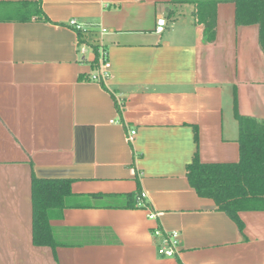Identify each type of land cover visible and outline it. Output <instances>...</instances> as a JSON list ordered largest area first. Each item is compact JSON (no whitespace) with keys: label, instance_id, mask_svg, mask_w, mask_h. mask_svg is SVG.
I'll return each instance as SVG.
<instances>
[{"label":"crops","instance_id":"1","mask_svg":"<svg viewBox=\"0 0 264 264\" xmlns=\"http://www.w3.org/2000/svg\"><path fill=\"white\" fill-rule=\"evenodd\" d=\"M36 1L43 18L14 20L17 4ZM208 6L212 42L197 16ZM236 9L0 0V264H264V211L242 212L241 231L187 179L197 153L239 161L236 113L264 120L260 27L238 26ZM95 47L111 64L104 83L92 80ZM34 176L71 181L65 207L50 212L54 247L33 242ZM137 193L144 205L127 208ZM158 229L179 233L176 256L159 254Z\"/></svg>","mask_w":264,"mask_h":264},{"label":"trees","instance_id":"2","mask_svg":"<svg viewBox=\"0 0 264 264\" xmlns=\"http://www.w3.org/2000/svg\"><path fill=\"white\" fill-rule=\"evenodd\" d=\"M236 23L238 26L259 25L260 46L264 53V0H236ZM198 21L204 27L208 42L215 38V8L198 11ZM16 21H28L33 16L43 18L40 1L17 4ZM82 44V33H78ZM93 67L101 65L100 53L94 48ZM238 143L240 159L235 163H203L197 153L187 166V179L196 193L213 200L217 209L226 213L243 230L240 219L242 212L264 211V120L239 116ZM71 181L61 179H40L33 177V242L36 246L56 245L49 224L50 212L62 210L65 199L71 195ZM126 207L143 206L141 193L126 195Z\"/></svg>","mask_w":264,"mask_h":264},{"label":"built area","instance_id":"3","mask_svg":"<svg viewBox=\"0 0 264 264\" xmlns=\"http://www.w3.org/2000/svg\"><path fill=\"white\" fill-rule=\"evenodd\" d=\"M69 25L75 29L78 33L83 32V28L75 21H70ZM166 21L165 19H159L156 25V32L161 34L165 31ZM79 38V37H78ZM79 49L80 52L85 53L86 47L82 45L79 41ZM100 58H101V65L99 67V71L92 76V80L97 81L99 83H104L108 80L110 76L111 64L107 59V53L105 50H99ZM136 135V131H131L128 135V141L133 140V137ZM146 197L145 193H141V200ZM156 215L154 213L150 214V219H154ZM154 234L158 237L163 238V243L159 248V254L164 257H174L178 254L179 248V233L172 232V233H165L164 231L158 229L154 232Z\"/></svg>","mask_w":264,"mask_h":264}]
</instances>
